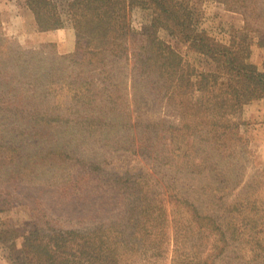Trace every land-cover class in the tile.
Instances as JSON below:
<instances>
[{
  "label": "trees",
  "instance_id": "1",
  "mask_svg": "<svg viewBox=\"0 0 264 264\" xmlns=\"http://www.w3.org/2000/svg\"><path fill=\"white\" fill-rule=\"evenodd\" d=\"M23 1L39 31L64 28L54 0ZM224 1L245 13L246 28L256 31L264 46V26L251 28L264 21V0ZM75 3L93 18L84 54L99 56L97 66L105 61L103 54L127 58L137 78L154 80L155 91L178 107L179 122L170 126L134 117L127 88L112 76L100 87L79 75L67 81L56 65L44 77L38 67L24 76L34 83L29 89L23 85L31 82L19 71L0 68V207L33 199L35 229L23 244L28 259L32 264H264L261 198L238 194L228 200L239 185L230 170L210 163L224 154L214 144L226 145L231 107L264 99V70L251 61L248 39L224 45L198 31L187 0ZM135 8L155 10L159 27L215 63L213 71L200 74L193 111L186 96L192 74L183 57L153 32L145 44L128 43ZM2 29L0 21V35ZM43 92L52 96L45 103ZM146 95L133 94L136 111ZM199 143L210 149L191 151ZM52 168L62 173L38 179L40 171ZM36 184L44 187L26 198ZM89 217L94 226L83 230L77 220ZM62 220L77 228L57 226Z\"/></svg>",
  "mask_w": 264,
  "mask_h": 264
},
{
  "label": "rangeland",
  "instance_id": "2",
  "mask_svg": "<svg viewBox=\"0 0 264 264\" xmlns=\"http://www.w3.org/2000/svg\"><path fill=\"white\" fill-rule=\"evenodd\" d=\"M19 1L25 3L23 0ZM54 1L65 23L64 27L70 30L72 35L76 33V50L70 53H60L54 44L41 42L40 39L27 33L19 38L6 36L3 32V35H0V68L4 70L14 68L19 71V76H23V78L25 76L26 78L27 74H36L35 69L40 67L42 75L44 74V77H46L53 69L52 66L56 65L67 81L79 75L82 80L98 82L100 87L103 86L104 81L109 83L112 76L114 82H120L127 88V98L130 100L129 103L134 111V117L143 115L147 121L165 120L170 126L179 122L178 107L171 105L163 95H160L159 91H155L158 85L153 83L154 80L144 77L137 78V72L127 58H115L111 54H103L105 61L99 62V66L103 67L101 69L96 63L99 56L84 54L88 49V29L93 23V18L87 10L79 9L75 0ZM187 2L193 13L194 23L198 31L205 32L224 45H230L233 41L238 42L242 37L247 38L251 48V61L261 71L264 70V46H261L259 42L258 33L246 28L244 12L230 10L224 0H187ZM24 5L26 6V4ZM154 11L153 9H133L130 15L131 34L128 43L130 45L131 43L145 44L148 40L147 35L153 32L183 57L186 66H190H188L189 72L192 74L186 90V96L191 100L189 111L191 112L194 110L192 98L196 99L199 96L200 74L213 71L215 63L210 58L191 51L187 44L170 35L168 30L159 27L156 24L157 15ZM0 21L2 22L1 17ZM260 24L264 26V21H257L251 25V28H257ZM3 64H7V66H2ZM14 65L17 66L14 67ZM25 78L23 80L29 81L31 84L23 86L29 89L33 88L34 83L31 79ZM226 83V80L221 79L223 87H227L225 86ZM138 90L144 91L147 95L136 111L133 94ZM22 92L24 93V91ZM164 92L163 90L162 94ZM30 93L32 92L30 91ZM43 93L40 94L42 103L47 101L44 98H52V96ZM256 101L264 102V99H253L244 105L236 104L231 107L230 118L223 136L226 145L214 144V149L216 151L220 150L224 154L221 157L215 156L214 159L210 160V163L223 168L224 171L230 170L234 184L239 185L237 193H234L228 200L235 198L238 194H241L240 196L254 194L255 197L261 198L263 202L262 209L264 210V163L258 149L260 142L257 125L260 124V119L253 120L245 116L246 111H250L249 105L251 103L256 104ZM201 139L205 140L204 137ZM204 147L207 150L210 149L208 145L199 143L192 147L191 151H197V148L201 150ZM141 162L142 160H140ZM131 163L134 164L133 160ZM140 163L138 164L140 165ZM55 170L52 168L40 171L38 179H52L62 173ZM250 184L251 186L248 188ZM21 186L26 185L22 184ZM42 187H44L42 184L31 186L26 198L33 195V190L35 192L34 196H36L37 191ZM24 200L20 198L17 199L15 205L6 208L0 207V264H32L24 252L23 244L25 236L35 229L32 218L33 213L30 208L34 206H32L33 199ZM77 212L82 213V210L79 208ZM93 220L95 219L89 217L83 221L77 220V222H83L82 229L89 230L94 226ZM57 226L77 228L76 223H68L63 220ZM44 230L47 233L50 232L47 228H44ZM158 264H170V262L164 260Z\"/></svg>",
  "mask_w": 264,
  "mask_h": 264
},
{
  "label": "crops",
  "instance_id": "3",
  "mask_svg": "<svg viewBox=\"0 0 264 264\" xmlns=\"http://www.w3.org/2000/svg\"><path fill=\"white\" fill-rule=\"evenodd\" d=\"M22 1H3L0 3L1 20L4 34L22 38L24 34L40 39L41 42L54 44L60 53H70L77 48L76 33L70 32L65 27L52 31L41 32L36 25L34 14L24 5ZM28 9V10H27ZM68 36V37H67ZM250 111L245 116L250 119H260L258 124L259 154L264 163V102L256 101L249 105Z\"/></svg>",
  "mask_w": 264,
  "mask_h": 264
}]
</instances>
